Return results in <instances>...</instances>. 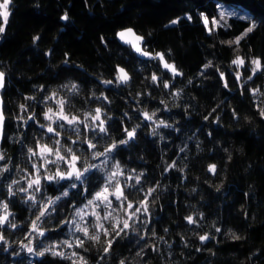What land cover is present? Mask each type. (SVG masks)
Returning a JSON list of instances; mask_svg holds the SVG:
<instances>
[{
	"label": "clouds",
	"instance_id": "1",
	"mask_svg": "<svg viewBox=\"0 0 264 264\" xmlns=\"http://www.w3.org/2000/svg\"><path fill=\"white\" fill-rule=\"evenodd\" d=\"M209 2L211 16L184 0L191 10L159 28L134 21L100 34L92 45L101 59L90 66L57 50L77 22L72 0L63 8L56 0L50 43L42 46L41 27L22 45L26 67L17 69L19 56L0 58V264H193L198 256L200 264H264V238L253 235L264 224L253 178L264 163L247 152L249 141L264 148V53L250 43L264 17ZM83 3L95 18V4ZM96 3L108 20L105 0ZM19 7L0 0V46L15 36ZM29 7L47 18L41 0ZM185 28L212 41L197 38L203 63L192 74L171 43H155L160 31H175L187 55ZM83 37L81 29L75 38ZM217 45L229 49L227 60ZM226 245L238 247L219 251Z\"/></svg>",
	"mask_w": 264,
	"mask_h": 264
},
{
	"label": "trees",
	"instance_id": "2",
	"mask_svg": "<svg viewBox=\"0 0 264 264\" xmlns=\"http://www.w3.org/2000/svg\"><path fill=\"white\" fill-rule=\"evenodd\" d=\"M20 7L17 9L13 23L10 26V32L14 31L15 36L8 39L7 43L0 46V58H6L14 60L18 56L20 59L17 61V69L26 67L23 60V56L26 53L22 49V45L30 42V34L33 31H38L41 27L44 28V38L42 40V46L50 43L51 33L58 27V15L59 11L56 7V0H41L44 6V11L47 12V18L39 17L34 14V10L29 7L32 0H17ZM206 0H189L190 4H194L201 8L202 11H207L211 16L215 9L212 3L207 4V8L204 7ZM227 5H242L251 11L257 18L264 17V0H222ZM68 0H60V7H66ZM90 4H95V18H90L88 13L84 10L83 0H72V7L69 9L71 15L75 18L77 25L75 29L70 28L66 35L61 36V43L57 46L59 51L61 48L69 51L72 54L73 59L84 60L88 65H95L100 57L95 56L92 41L99 45V35L104 34L106 37L111 35L117 27H122L126 24H133L140 29H146L147 27L159 28L163 21H166L173 16L180 14L183 11H189L190 8H184V0H159L156 3L155 0H112V3H108L105 0L107 7L104 9L108 13V20H104L101 16V8L96 0H89ZM124 5L125 11L122 14H118V8L120 5ZM194 14V13H193ZM197 23L199 21L197 20ZM246 25L243 23L236 24L233 32L225 34L221 32L222 38L237 34ZM84 31L83 40H77L75 38L79 30ZM197 38L207 45L212 41L207 38L202 28L184 29V42L193 40V45L190 52L187 55H181L180 49L177 47L178 37L175 31L164 32L160 31L155 37V43L158 47H164L165 44L171 43L177 51L178 62L188 70L189 74L198 70L199 66L203 63L202 54L200 48L197 47ZM111 43V41H109ZM250 43L257 52L264 53V28L261 29L256 35H254ZM247 45H245V49ZM31 52V48L28 49ZM103 52V48L101 47ZM217 56L221 59L227 60L230 56V51L227 48H222L217 45ZM209 54L211 51L209 50ZM104 61L109 62L107 55L104 56ZM38 64L43 67V60H34V66L29 71L34 72L36 70L35 65ZM20 86L27 91L28 84L17 81ZM198 94H200L198 92ZM243 107V105L241 106ZM244 138L243 133L238 134L237 140ZM247 152L250 158L256 159L264 163V148H256L254 143L249 141L247 144ZM258 181L260 187V194L264 196V173L259 172L254 175ZM241 186H243V178L239 177ZM243 197H240L242 202ZM168 211H171L169 208ZM23 215V213H21ZM264 217V212L261 213ZM233 222H236L235 218ZM254 238L260 242L264 238V224L259 225L253 230ZM238 245H226L219 251L227 252L230 249H235ZM204 259L203 256H198L193 264H200V261Z\"/></svg>",
	"mask_w": 264,
	"mask_h": 264
},
{
	"label": "rangeland",
	"instance_id": "3",
	"mask_svg": "<svg viewBox=\"0 0 264 264\" xmlns=\"http://www.w3.org/2000/svg\"><path fill=\"white\" fill-rule=\"evenodd\" d=\"M224 3V2H223ZM226 6H230V5H227L226 3H224Z\"/></svg>",
	"mask_w": 264,
	"mask_h": 264
}]
</instances>
